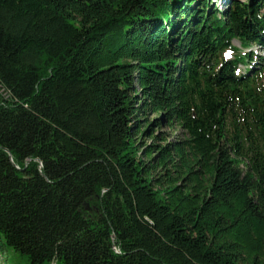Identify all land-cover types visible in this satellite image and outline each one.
<instances>
[{
	"label": "trees",
	"instance_id": "1",
	"mask_svg": "<svg viewBox=\"0 0 264 264\" xmlns=\"http://www.w3.org/2000/svg\"><path fill=\"white\" fill-rule=\"evenodd\" d=\"M257 45L264 0H0V261L264 264Z\"/></svg>",
	"mask_w": 264,
	"mask_h": 264
},
{
	"label": "rangeland",
	"instance_id": "2",
	"mask_svg": "<svg viewBox=\"0 0 264 264\" xmlns=\"http://www.w3.org/2000/svg\"><path fill=\"white\" fill-rule=\"evenodd\" d=\"M230 0H214V4L218 6L221 10H225L227 7V3ZM240 2H244L246 0H238ZM235 46L240 48V44L238 42H235ZM252 51L258 55L259 57H264V52L260 49V46H255ZM8 96V95H6ZM9 256H6L3 261H0V264H22L20 259L13 253L12 250H9Z\"/></svg>",
	"mask_w": 264,
	"mask_h": 264
},
{
	"label": "built area",
	"instance_id": "3",
	"mask_svg": "<svg viewBox=\"0 0 264 264\" xmlns=\"http://www.w3.org/2000/svg\"><path fill=\"white\" fill-rule=\"evenodd\" d=\"M0 92L5 96V97H7L6 95H7V92L5 91V90H3L2 88H0Z\"/></svg>",
	"mask_w": 264,
	"mask_h": 264
}]
</instances>
